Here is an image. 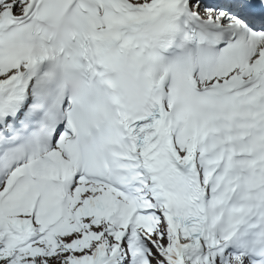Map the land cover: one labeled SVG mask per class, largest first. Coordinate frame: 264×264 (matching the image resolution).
<instances>
[{
  "label": "snow or ice",
  "instance_id": "obj_1",
  "mask_svg": "<svg viewBox=\"0 0 264 264\" xmlns=\"http://www.w3.org/2000/svg\"><path fill=\"white\" fill-rule=\"evenodd\" d=\"M0 264H264V0H0Z\"/></svg>",
  "mask_w": 264,
  "mask_h": 264
}]
</instances>
